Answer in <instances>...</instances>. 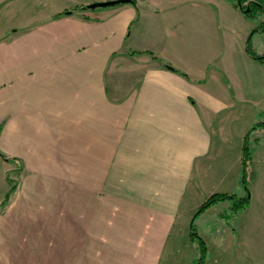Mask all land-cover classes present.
Instances as JSON below:
<instances>
[{
  "label": "crops",
  "instance_id": "obj_1",
  "mask_svg": "<svg viewBox=\"0 0 264 264\" xmlns=\"http://www.w3.org/2000/svg\"><path fill=\"white\" fill-rule=\"evenodd\" d=\"M253 27L226 0H135L1 35L0 264L197 258L194 212L244 194V139L264 111ZM250 164V205L233 220L247 234L264 223V165ZM230 204L200 214V232L211 222L234 240ZM247 234L236 247L259 254Z\"/></svg>",
  "mask_w": 264,
  "mask_h": 264
},
{
  "label": "rangeland",
  "instance_id": "obj_2",
  "mask_svg": "<svg viewBox=\"0 0 264 264\" xmlns=\"http://www.w3.org/2000/svg\"><path fill=\"white\" fill-rule=\"evenodd\" d=\"M84 1H88V0H0V36L5 34L7 30L15 31L22 28L31 27L33 25H37L45 21L46 19H49L65 10H72L73 12L80 11L82 10L81 7H85L81 5V3ZM226 1L229 4L238 7L240 12H243L244 17H247L251 22H254V27L249 31V33L245 38L246 47H247L248 38L251 36L253 29H258V31L252 36L251 46L253 49H255L256 52L258 51L259 54H263L264 53V11L263 9L257 11L255 10L254 17H251L247 15V12H244L243 10L247 9L248 7L250 9L251 2L259 4L264 8V0H249L246 2H242V8H240L238 4V0H226ZM231 21L233 23L236 22L239 23V21L235 20L234 17H231ZM257 116H258L257 118L258 120L260 121L264 120V111L261 112L258 111ZM262 134L264 135V133ZM263 144L264 141H262L256 147V150L254 151V153H252L253 155L251 161L248 162V164L251 163L250 168H252V170L256 168L261 169L262 166L264 165V159L262 157L257 158V163L253 164L252 162L254 159L256 160L257 155H259L257 151L260 149L261 146L263 150L264 148ZM263 152L264 151H262V153ZM242 169H243V156H242ZM246 176H247V167H246ZM258 183L260 182L257 181L254 185H257ZM247 184L249 187L248 180H247ZM244 187L245 186H241L242 189H244ZM240 192L241 191L239 188L237 192H233V193L240 194ZM220 193H228V192H220ZM228 194H232V193H228ZM249 196L251 197L250 194ZM254 204H258V202L256 201ZM198 209L194 212L193 216L191 217L190 224H192ZM226 213H229V211L227 210V212L224 213V216H226ZM214 215L215 213L213 211H210L205 218L210 220L213 219L216 220V216ZM199 216L200 215H197L196 219ZM235 218L236 217H232V216L225 217L226 224L227 226H229V233L233 235L234 240L230 237H228L227 239L221 238V240L219 238H215V236L213 235L214 231L210 230V227L213 225V224L211 225V222L208 224L206 229L204 228L205 233L202 234L200 232V229H198V226L196 225V219L194 220L193 229L206 242V252H207L206 264H264V223L259 222V227L257 225L252 227L253 229L249 228L247 234L246 232H244V230H243L244 233L242 232L241 227H239L238 225L239 224L238 222H233ZM243 234H247V236H249L248 238H250V241L253 243V245H257V249H259V254L249 255L247 254L245 248L236 247L238 246L237 245L238 236H240L242 239L245 238ZM190 239L196 245L198 250L197 255L199 256L200 246L197 240L192 239L191 231H190ZM183 246L186 247V244L184 242H183ZM180 248L182 249V246H180ZM182 255L183 254H178L175 256L174 264H188L190 262V261L187 262L185 258H182L181 257ZM197 259L198 257L195 258L192 262H190V264H196Z\"/></svg>",
  "mask_w": 264,
  "mask_h": 264
},
{
  "label": "trees",
  "instance_id": "obj_3",
  "mask_svg": "<svg viewBox=\"0 0 264 264\" xmlns=\"http://www.w3.org/2000/svg\"><path fill=\"white\" fill-rule=\"evenodd\" d=\"M242 2H246L249 0H241ZM132 3L135 4V0H132ZM253 7H252V6ZM238 6V5H237ZM252 7V8H251ZM81 9H85V7H81ZM264 8L256 3H250V9L247 12V15L254 17L255 14V10H261ZM73 13L72 10H65L61 13H58L55 15V17H59L62 15H68ZM258 31V29H253V32L251 34V36L248 38L247 41V51L248 53L255 58L258 61L264 62V53L263 54H259L258 52H256L252 46H251V39L253 34H255ZM166 66H169L168 64H166ZM183 75H186L183 72H180ZM257 129H263L264 130V120H258L256 121L252 127L250 128L249 132L246 134L245 139H244V144H243V169L241 172V185L245 186L244 187V194L240 195L237 193H232V194H228V193H214L212 194L210 197L207 198V200L201 205V207L198 209L194 219H196L197 215H200L202 212H204L206 209H208L209 207L216 205L222 201H229L230 207L228 209L229 213H226V216H232V217H237L239 215H241L244 210H246L248 208V206L250 205V191L248 188V184H247V176H246V167L248 165V162L251 161L252 159V153H254V151L256 150V147L262 142L264 141V135L262 137H251V134L253 131H256ZM0 154L3 156V154L0 151ZM13 182V186L10 189V193H12L16 187H17V182L15 180H12ZM9 197V196H8ZM227 212V211H226ZM191 224V237L194 240H197V242L199 243L200 246V255L198 256V259L196 260V264H206V242L204 241V239L193 229L194 224Z\"/></svg>",
  "mask_w": 264,
  "mask_h": 264
},
{
  "label": "water",
  "instance_id": "obj_4",
  "mask_svg": "<svg viewBox=\"0 0 264 264\" xmlns=\"http://www.w3.org/2000/svg\"><path fill=\"white\" fill-rule=\"evenodd\" d=\"M124 3H132V0H107V1H98V2H93L85 6V9H95V8H104V7H109V6H116ZM238 4L240 8H242V1L238 0ZM244 12L249 11V7L245 10ZM168 68H171V66H168Z\"/></svg>",
  "mask_w": 264,
  "mask_h": 264
}]
</instances>
